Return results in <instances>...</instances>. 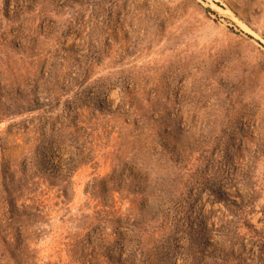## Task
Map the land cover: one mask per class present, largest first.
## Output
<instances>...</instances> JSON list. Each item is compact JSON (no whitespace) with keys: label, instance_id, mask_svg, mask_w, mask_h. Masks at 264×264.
Returning a JSON list of instances; mask_svg holds the SVG:
<instances>
[{"label":"rangeland","instance_id":"obj_1","mask_svg":"<svg viewBox=\"0 0 264 264\" xmlns=\"http://www.w3.org/2000/svg\"><path fill=\"white\" fill-rule=\"evenodd\" d=\"M0 264H264V0H0Z\"/></svg>","mask_w":264,"mask_h":264}]
</instances>
